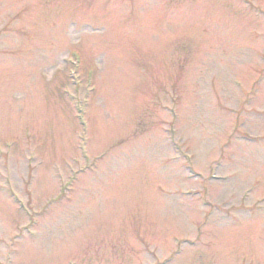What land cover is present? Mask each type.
<instances>
[{"label": "rangeland", "instance_id": "1", "mask_svg": "<svg viewBox=\"0 0 264 264\" xmlns=\"http://www.w3.org/2000/svg\"><path fill=\"white\" fill-rule=\"evenodd\" d=\"M0 264H264V0H0Z\"/></svg>", "mask_w": 264, "mask_h": 264}]
</instances>
